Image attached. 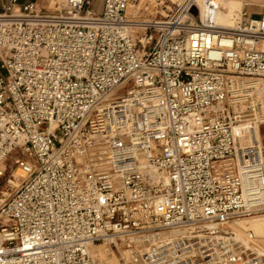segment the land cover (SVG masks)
<instances>
[{"label": "built area", "instance_id": "obj_1", "mask_svg": "<svg viewBox=\"0 0 264 264\" xmlns=\"http://www.w3.org/2000/svg\"><path fill=\"white\" fill-rule=\"evenodd\" d=\"M133 1L0 12V264L245 262L211 229L264 210V13L228 29L182 0L130 30Z\"/></svg>", "mask_w": 264, "mask_h": 264}, {"label": "rangeland", "instance_id": "obj_2", "mask_svg": "<svg viewBox=\"0 0 264 264\" xmlns=\"http://www.w3.org/2000/svg\"><path fill=\"white\" fill-rule=\"evenodd\" d=\"M160 1H162L160 7L164 10H167L166 5H170L169 2L167 0H154V3L159 4ZM171 7L172 9L170 11H167V13H169L170 15L173 12H175V8H176L174 6ZM147 17L157 18L156 15H152V14H148ZM259 47H260L259 49L264 48L262 44H260ZM260 139L264 146V124L261 125ZM258 212H264V210ZM261 214H250L246 216L236 217L228 221H225L223 223H217L215 224V227L211 229V231L216 232L219 235H230L233 239L238 240L243 244L245 249H247L244 253L246 258H245V262H242L240 264H264V238H262V233H263L262 228L264 227L263 226L264 224L262 223V220L247 219L253 216H259ZM234 220L237 221L233 223ZM243 236H246V238H243ZM107 245L114 252L112 259L113 261L108 263L106 258L105 259L102 258L99 259L100 264H133V259L130 258L131 257L130 254L126 251H121L123 249H127L126 246L116 247L114 245H109V244ZM94 246H99L100 248H102L103 244L94 245ZM138 256L139 255H137V258ZM97 263L99 264L98 261Z\"/></svg>", "mask_w": 264, "mask_h": 264}, {"label": "bare ground", "instance_id": "obj_3", "mask_svg": "<svg viewBox=\"0 0 264 264\" xmlns=\"http://www.w3.org/2000/svg\"><path fill=\"white\" fill-rule=\"evenodd\" d=\"M167 1L170 4V5H166L167 10H164L160 7L162 1H160L159 4H156V3H154V0H135L131 4H129L127 9H126V18H127V21L130 22L129 26H132V27H130V30H132V29L135 30L134 27H142V25H143L142 22H145L147 20L148 14L156 15L157 18H155V19H157L160 23H162L164 18L170 15L169 13H167V11H170L172 9L171 6L180 5L182 3V0H167ZM197 4L199 6L202 5V4L201 5L199 4V0H197ZM240 12L241 11L235 12V16L232 20L231 25L217 23V22H216V24L219 27H226L228 29H231L235 26V22L239 19ZM201 14L203 17V11ZM138 29H142V28H138ZM224 42H228V41L226 40ZM260 44H262V46H264L263 39H259L257 41V47L258 48H260L259 47ZM261 49H264V48H261ZM259 99L261 102V112H260L259 116H260L262 123L264 124V94L259 96ZM260 130H261V126H259V135H260ZM100 157L102 158L103 156H100ZM27 174L28 173H27L24 165H17L16 168L14 169L13 179H10V182H9L10 185L11 186H17L19 183L18 176H26ZM261 213H264V212H256V213H251V214H261ZM248 215H250V214H248ZM244 216H246V215H244ZM247 219L248 220H251V219L262 220V223L264 224V214H261L259 216H253V217H250ZM236 221L237 220H234L233 223ZM243 225H244V223H243ZM230 230H231V228H230ZM262 230H263L262 238H264V227L262 228ZM229 233H230V231H229ZM162 235H164V234H162ZM243 238H246V236H243ZM121 251H126L130 254V256H131L130 258L133 259V264H146L141 259V257L138 256V258H137V255L139 253L138 245L135 244L130 249H123ZM134 252H136V253H134ZM90 253L95 258V260H97L99 262V264H100L99 259H102V258L103 259L106 258L108 263L113 261L112 259H113L114 252H113V250L110 249V247L107 245V243L103 244L102 248H100L99 246H92L90 248Z\"/></svg>", "mask_w": 264, "mask_h": 264}, {"label": "crops", "instance_id": "obj_4", "mask_svg": "<svg viewBox=\"0 0 264 264\" xmlns=\"http://www.w3.org/2000/svg\"><path fill=\"white\" fill-rule=\"evenodd\" d=\"M65 0H0V12L7 4H11L14 10H21L26 3H31L36 9L43 13L55 14L60 11L61 3ZM95 6L97 0H90ZM202 0H199L201 5ZM220 11L216 15L215 22L231 25L236 11H242L247 18H259L264 13V0H216ZM100 8V4L98 5ZM101 162L104 158H100Z\"/></svg>", "mask_w": 264, "mask_h": 264}]
</instances>
